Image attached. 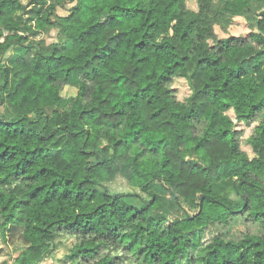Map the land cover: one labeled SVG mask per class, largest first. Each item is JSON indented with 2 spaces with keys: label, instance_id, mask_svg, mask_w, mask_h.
I'll return each mask as SVG.
<instances>
[{
  "label": "trees",
  "instance_id": "1",
  "mask_svg": "<svg viewBox=\"0 0 264 264\" xmlns=\"http://www.w3.org/2000/svg\"><path fill=\"white\" fill-rule=\"evenodd\" d=\"M190 1L0 0V237L29 244L12 264L66 238L70 264H264V0ZM193 60L208 112L173 88Z\"/></svg>",
  "mask_w": 264,
  "mask_h": 264
},
{
  "label": "rangeland",
  "instance_id": "2",
  "mask_svg": "<svg viewBox=\"0 0 264 264\" xmlns=\"http://www.w3.org/2000/svg\"><path fill=\"white\" fill-rule=\"evenodd\" d=\"M188 6L191 9L197 8V3L195 0L189 2ZM260 7L257 6L255 10L259 11ZM61 15L67 14L65 11H60ZM22 14H17V18H26L21 16ZM249 32L246 22L243 19H237L236 22L228 29L227 32H224L219 27L216 28V33L220 39L227 38L229 36H240L245 35ZM58 31L54 28H48L41 32V35L35 40L45 51L49 50L50 46L57 41ZM196 62L193 60L188 67L179 72V79L175 80L173 88L175 89L176 95L179 100L184 101L191 94L190 83L192 89L196 91L197 96L194 100V107L202 112H208L210 109V103L208 102L204 91V77L200 71L196 69ZM14 71V70H13ZM77 89L73 87H65L63 90V96L66 98H71L76 96ZM51 112V111H50ZM230 115L234 117V114L231 112ZM238 130L242 131V150L249 154L250 157H253V152L247 140L252 135V127H248L244 124H238ZM110 188L113 192L125 193L131 192L129 186L122 179H117L114 183L110 185ZM217 191L220 195L231 200H237L234 190H233V180L228 179L224 180L221 184L218 185ZM166 208L164 214L169 217V219H175L182 216L180 211L175 208L173 203L166 199ZM73 240L71 238L64 239L63 246L60 247V250L57 251L54 257L43 264H70L67 262L66 255L69 252ZM28 243L24 239L21 230H9L4 238L0 237V264H12L20 253L28 247Z\"/></svg>",
  "mask_w": 264,
  "mask_h": 264
}]
</instances>
